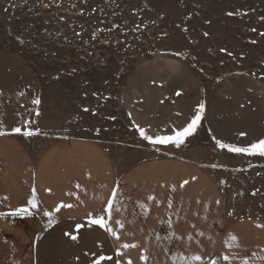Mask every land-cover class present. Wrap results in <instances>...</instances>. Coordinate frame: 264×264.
Here are the masks:
<instances>
[{"label":"crops","instance_id":"obj_1","mask_svg":"<svg viewBox=\"0 0 264 264\" xmlns=\"http://www.w3.org/2000/svg\"><path fill=\"white\" fill-rule=\"evenodd\" d=\"M123 101L133 127L153 138L200 115L216 143L264 139V86L251 76L207 88L183 60L153 56L127 76ZM4 112L0 120H14ZM26 124L0 128V264H264V221L232 219L201 165L168 154L121 168L83 137L33 153L19 136ZM101 217L106 228L92 223Z\"/></svg>","mask_w":264,"mask_h":264},{"label":"rangeland","instance_id":"obj_2","mask_svg":"<svg viewBox=\"0 0 264 264\" xmlns=\"http://www.w3.org/2000/svg\"><path fill=\"white\" fill-rule=\"evenodd\" d=\"M153 56L183 60L207 88L233 75L264 86V0H0V107L14 118L0 128L27 122L33 153L95 140L121 168L181 155L211 173L232 219L264 221V156L220 148L200 120L179 147L130 123L125 81Z\"/></svg>","mask_w":264,"mask_h":264},{"label":"snow or ice","instance_id":"obj_3","mask_svg":"<svg viewBox=\"0 0 264 264\" xmlns=\"http://www.w3.org/2000/svg\"><path fill=\"white\" fill-rule=\"evenodd\" d=\"M229 15H231V13H229ZM205 35H207V33H205ZM177 95H180V93H177ZM33 103L39 104L40 101H39V99H37V100L33 101ZM199 109H200V112L202 113L204 110V104L203 103H201L199 105ZM85 111H87V109H85ZM200 119H201L200 115L195 116L192 119V121L190 123H188L182 130L176 131L175 135L157 136V137L153 138L152 136L147 135L143 129H140V135L144 140L149 141L153 145L173 143L177 147H179L181 144L184 143V140L186 137L191 136L196 131V128H197V125H198V122ZM13 131L19 133L21 131V129L15 128ZM0 134H2V133H0ZM24 135L31 136V135H33V133L31 131H26V132H24ZM217 144L220 148L226 147V148H228L229 151H233L236 153H247L250 155L251 154H258V155L264 156V139H261L258 142L251 144L249 147H235L233 145H226L220 141H217ZM184 183H187V181H185ZM181 186H183V185H181ZM150 199H154V198L150 197ZM29 204L33 208H35L37 206L34 197L32 200L29 201ZM60 207H69V206L68 205H60L56 208L57 212L59 211ZM110 210H111V205H109V211ZM15 214H30V213H29V210L27 208H19V209H17ZM44 215L48 216L50 218L49 224H51L53 222L51 219L52 213L45 212ZM92 223L99 224L102 228H106L103 217L93 220ZM77 227H80V226L78 225ZM106 230L111 231L110 228H107ZM71 238L73 240H75L76 236H72ZM231 239L236 240V237L233 236V237H231ZM125 247H129V245H125ZM100 259H104V257H101ZM193 259L199 260L200 257L196 256V257H193ZM225 259H227V257H225ZM96 264H99V261H97Z\"/></svg>","mask_w":264,"mask_h":264}]
</instances>
